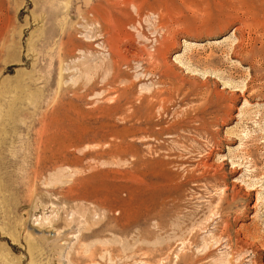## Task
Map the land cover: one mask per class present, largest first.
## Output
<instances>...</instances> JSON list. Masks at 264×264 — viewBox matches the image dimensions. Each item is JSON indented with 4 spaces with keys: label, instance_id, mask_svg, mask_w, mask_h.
Segmentation results:
<instances>
[{
    "label": "rangeland",
    "instance_id": "1",
    "mask_svg": "<svg viewBox=\"0 0 264 264\" xmlns=\"http://www.w3.org/2000/svg\"><path fill=\"white\" fill-rule=\"evenodd\" d=\"M0 264H264V0H0Z\"/></svg>",
    "mask_w": 264,
    "mask_h": 264
},
{
    "label": "bare ground",
    "instance_id": "2",
    "mask_svg": "<svg viewBox=\"0 0 264 264\" xmlns=\"http://www.w3.org/2000/svg\"><path fill=\"white\" fill-rule=\"evenodd\" d=\"M94 5V4H93ZM90 11H93V9H91ZM98 13V12H97ZM95 14V13H94ZM96 15V14H95Z\"/></svg>",
    "mask_w": 264,
    "mask_h": 264
}]
</instances>
